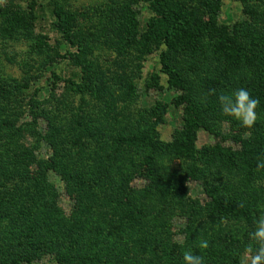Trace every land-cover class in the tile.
I'll return each mask as SVG.
<instances>
[{
	"label": "rangeland",
	"instance_id": "rangeland-1",
	"mask_svg": "<svg viewBox=\"0 0 264 264\" xmlns=\"http://www.w3.org/2000/svg\"><path fill=\"white\" fill-rule=\"evenodd\" d=\"M159 2L185 13L190 23L186 22L185 16L178 17L181 21L178 32L181 35L177 34V38H185L187 52L173 53L170 64L164 65L161 55L166 50L165 45L147 52L146 55L139 52L140 43L144 41L142 37L149 32L154 17L151 9L153 2L150 0H0V8L6 6V9H12L14 13L8 19L15 20L12 22L14 28L9 26L7 29L0 11V146L21 153L23 160L33 154L35 163L29 166L32 172L39 171V164L44 168L46 161L50 159L61 163L65 156L57 153L55 149L64 148L67 157H70L69 163L74 165L72 174L76 179L82 178L86 186L89 179L99 181V185L93 189H77L78 191H70L68 194L61 177L54 171H49V181L55 185L60 196L55 201L52 194H47L42 201L47 211L44 215L57 214L54 224H57L60 235L54 237L51 232L41 235L39 248L48 247L43 244L51 242L53 251L40 250V257L33 264H60L59 258L68 255L77 264H105L106 260L117 264L115 258L113 261L106 257L102 261L103 257H91L83 242L80 243V248L70 244L77 238L73 239L74 234L83 235L82 228L76 232L77 225L70 221V216L75 206L84 203L91 214L87 223H91L92 227L109 229L107 222L111 219L117 224L119 217H122V207L116 210L117 199L112 200L110 197L116 198L120 193L110 192L107 188L128 182L130 173L133 174L139 166L142 167L144 155L140 157L137 152L134 161H131L132 165L126 164L123 158L111 161L110 166H107L103 157L111 154L113 147L106 148L107 142L102 139V134L93 141L87 135L80 136L78 131L83 130L82 122L92 124L93 121L99 126L104 123L111 110L119 112L124 105H128L134 85L137 87L138 97L136 96V101L130 108L135 114L133 121L117 115L119 125L123 127L128 124L130 131H135L137 119H140L141 128L148 120H152L155 125L158 123L156 128L159 139L166 143L172 142L175 133L182 130L184 109L172 104L181 92L168 84L166 65L181 72L188 87L187 91L192 92L191 100L199 108L206 110L205 117L212 122L210 132L205 129L197 132L194 141L197 150L215 146L221 140L220 135L239 133L245 141L260 142L262 139L259 135L262 134L261 126L264 128V118H261L257 109L258 125L247 128L239 121L234 124L224 119L226 116L221 113L218 101L219 95H227L238 88H245L250 92L253 74L249 66L229 68V73L225 75V65L217 66L213 56L216 51L214 45L217 44L216 32L213 37L203 33L194 41L190 28L199 26L200 20H207L212 12L211 7H217L216 26L231 30L235 24L244 23L251 26L253 32L264 33V0ZM57 10L71 15L69 24L64 27L67 28V37L72 39V43L66 41L65 35L58 29V22H55L56 17L53 15ZM131 16L137 24L135 43L128 42L126 35H122ZM173 18L176 20L174 15ZM20 24H23L22 27ZM79 42L85 51L81 66L75 65L69 59L70 53H77V45L73 43ZM175 50H179L178 46ZM193 64L198 68L196 71L191 69V65L196 69ZM156 80L159 82L158 87L155 85ZM83 82L92 87L94 94H80L75 91V86ZM13 86L17 88L13 89ZM159 116L162 118L161 122ZM79 117H83V121H78ZM105 126H109L107 121ZM12 127L14 128L11 129ZM90 128L93 129V125ZM16 130L19 133H14ZM217 133L220 135L215 136ZM47 134L51 137L49 142L43 138ZM112 138L113 136L108 141L111 146ZM243 143L229 140L224 145L243 151ZM251 144L254 145V142ZM93 151L98 153L94 155ZM263 158L259 157L261 162H264ZM156 161L158 168L152 182L144 178L130 180L131 187L139 189L138 191L149 187L152 194L148 198L142 192L137 195L139 199L136 205L141 212L139 225L132 229L128 224L125 226L127 229L124 228L122 244L112 238L114 254L119 253L117 256L120 257L122 253L127 258L126 264H184L185 251L203 256L205 264H232L224 263L226 254L239 257L240 264H243L245 255L251 257L254 254L257 245L250 239L249 234L255 231V221L264 213V175L245 176L241 158L238 159V170H232L227 163H222L216 169L207 171L208 181L220 186L214 195L222 194L223 187H230L225 196L232 206L235 199L238 207L249 206L254 210L250 213L253 218L248 222L219 217L213 212L211 195L207 193L202 182L204 179L183 181L182 184L179 182L170 188L172 191L168 195H163V201L158 200L156 189L167 177H184L191 161L174 160V157L168 155L157 157ZM198 166L202 170L208 168V164L203 165L202 161ZM262 172L264 174V170ZM158 180L160 184L157 188L155 183ZM23 181L19 182L18 178L9 182L1 181V198L6 193V196H14L16 201H24ZM56 208L57 212L54 211ZM3 211L0 221L1 235L14 225L21 226V223H17L21 220L17 219L16 222L14 217L8 218L9 210ZM118 227L121 226L117 225ZM201 240L208 241L207 249L199 248ZM148 241L150 243L147 247L151 251L156 248L153 253H143V247L140 248V244L143 246ZM74 247L81 249L80 253ZM248 248L252 251L246 252ZM90 258H94L92 263Z\"/></svg>",
	"mask_w": 264,
	"mask_h": 264
},
{
	"label": "trees",
	"instance_id": "trees-1",
	"mask_svg": "<svg viewBox=\"0 0 264 264\" xmlns=\"http://www.w3.org/2000/svg\"><path fill=\"white\" fill-rule=\"evenodd\" d=\"M150 1L153 2L151 9L154 13V17L152 19V23L150 24L148 30L149 32H147V34L143 35L142 37V40L144 41L140 43L139 52L146 55L147 52L160 49L163 45H165L166 50L161 55L164 65L165 63L170 62V56L173 53L177 52L179 54L187 52V45H185L186 43L184 41L185 38H177V34L181 35V33L178 32V27L181 25V21L178 17L185 16V13L169 8L168 5L161 4L162 2H159V0ZM215 9H212L211 7L212 12H210L207 20H200V24H198L199 26H192L190 28V30L193 31V39L194 41L198 40L203 33L213 37V34L215 35L216 32L215 38L217 39V44L214 45L216 51L213 56L217 66L220 64L225 65L226 69L223 70L225 75L229 73V68L238 69V67L241 65L249 66L250 72L253 74L251 75L252 82L249 88L250 95L259 100L257 110L261 118H264V33L253 32L252 27L244 23L237 25L235 24L231 30L226 27L221 28L216 26ZM0 11L2 12L6 28L8 29L9 26L12 27V22L15 20L8 19L9 15L14 14L12 9H6L5 6V8H0ZM175 11L179 12L180 14L176 13ZM246 11L248 14H250L249 10ZM53 15L56 17L55 22H58V29L61 33H63V35H65V40L72 43V39L67 37L68 30L66 27H64L69 24L71 15H67L63 12V10H57L53 12ZM173 15L175 16L176 20H174ZM185 20L188 22V24H190L187 16H185ZM128 23L129 25L126 27V30L122 32V35H126L128 42L135 43V31L137 28L135 18L131 16ZM22 25L23 24H20V27H22ZM73 44L77 45V53H70L69 59L72 60L75 65L81 66V59L85 54L84 47L81 46L82 44L80 42ZM177 46L179 50H175L177 49ZM193 65L196 66V64ZM191 69L196 71L198 68L196 66L195 69L191 65ZM165 74L168 76V84L172 88H175L181 92L180 95L173 100L172 104L178 108L182 106L184 109L182 130L175 133L172 142L166 143L159 139V133L156 128L158 123L155 125L152 120H148V123L143 128H141L139 122L140 119L136 118L138 122L135 131H130L128 124L124 125L123 127L119 125L120 120L117 115H121L124 118L127 117L129 121H133L132 117L135 114L130 110V108L134 105L136 96L138 97L137 87L134 85L131 88L132 95L130 94L129 96L131 97L129 99L131 102L128 105H124L119 112H115V109L111 110L109 113H107L104 123L99 126L95 125L93 121L92 124H87L88 122L86 121L82 122V125H84L83 130H79L78 133L80 136L83 134L87 135L93 141L99 138L102 134V139H105L107 142L105 145L106 148L113 147L112 153L105 154L103 157V160H105L107 166H110L111 161L123 160V158L126 161V164L130 163V165H132L131 161H134L135 157L137 156V152L138 154L140 153V157L144 155L142 158V162H144L141 165L142 167L139 166L133 174L130 173V180L133 178H144L152 182L154 179L153 176L158 168L156 164L157 157L163 158L164 156L168 155L170 157H174V160L188 159L191 161V164L184 177L181 179L176 176H173V178L167 177V179L162 182V185L159 188V180L155 183L157 184L158 188L155 191L159 196L158 200L162 199L161 201H163V198H165L163 195H168L169 192L172 191L170 188L175 187L179 182L182 184L183 181H201L204 179L202 182L203 185L206 186L207 193L211 195L210 199L213 212H216L219 217L233 218L250 222L253 218V214L250 213L251 211L254 212V210L249 206L245 208L238 207L235 199L233 203L234 206H232L225 196L226 192L231 189L230 187H223L222 194L217 193L214 195V192L218 191L217 189L220 188V186H215L214 183L208 181L207 171L216 169L222 163H227L229 168L232 170H238V166L240 165V163H238V159L241 158L243 162L242 169L245 172V176L261 177L264 175L262 172L264 168L257 167V164L261 162L259 157H264L263 126L260 128L262 133L259 135V137L262 138L260 142H257L258 140H242L239 133L227 136L217 133L215 136L220 135L219 137L221 140L217 142L215 146L197 150L194 145L197 132L201 129H205L210 132V129L212 128L210 125L212 122H209V118L205 117L206 110L199 108L196 102L191 100L190 96L192 92L187 91L188 87L182 79L181 72L175 70L170 65H166ZM155 85L158 87V80L155 81ZM75 87V91L77 93L94 94L92 87L85 82ZM208 87L209 89L211 88V86ZM15 88L17 87L13 86V89ZM138 116L142 117L140 113H138ZM220 116L223 118L222 114ZM79 118L80 119L78 121H83V117ZM158 118L161 122L162 118L160 116ZM224 119H227L234 124L238 123L237 120L229 116H226ZM111 120L112 123H110ZM106 121L109 126H105ZM255 124L258 125L257 122ZM90 125H93L94 128L91 129ZM13 128L14 127L11 129ZM18 130L14 131V133H19V131L23 129H20L19 131ZM112 136L113 138L111 141V146L110 142L108 141ZM43 138L49 142L51 137L47 134ZM229 140L233 141L234 143L244 142L242 147L243 151L235 150L230 146H225L224 143ZM252 142H254V145L251 144ZM83 149L84 148L82 146L81 151H83ZM55 151L65 156L61 163H56L54 159H50L46 161V166L44 168H42L39 164V171L32 172L30 171L29 166L32 165L31 163H35V156H33V154L28 155L29 157H27L26 160H23L21 158V153L16 152V150H10V148L7 147L0 146V182L3 180L9 182L17 178L19 179V182L20 180L21 182L24 180V187H22V190H24L25 197L24 201H16L14 196H6V193L2 196V198L0 196V221L1 214L4 212L3 210H9V219L14 217L16 222L17 219L21 220L17 222L21 223V226L14 225L7 231V233H4L3 235L0 234V264H33V262H35L40 257V254L38 253L40 250L47 249L53 251V246L50 244L51 242L49 244L44 243L43 245L48 247L43 248H39L40 244H38L41 235H44L45 233L48 234L51 232L54 237L58 236L57 234H59V231L56 228L57 224H54L56 223L55 216L57 214L45 216L44 214H46L47 211L44 209L45 203L42 202L43 199H46L48 193L52 194V197L55 201L60 196L55 185L49 181L48 173L50 170L54 171L58 176L61 177L63 183L66 185L65 187L68 194H70V191H78L77 189H93L95 186L99 185V181L96 179H89V182L87 183L88 186L85 185V181L82 180V178L76 179L72 174L74 165L69 163L70 157H67L66 149L60 148L55 149ZM81 151H77V153L82 155L83 152ZM95 151H93L94 155L95 153H98ZM11 152L13 154L12 156ZM124 153L126 155H124ZM198 160L202 161L203 165H206V163L208 164L207 170H202L199 168L198 164L200 161ZM222 160H225L226 162H222ZM130 180L128 182L114 185L113 188H107V190L110 192L120 193V196H117L116 198L115 196H112L110 198L112 200L117 199L116 202L114 201L116 210L117 208L119 209L122 207V217L120 218L118 216L119 220L117 224L115 223L114 219H111L110 222H107V226H110L109 229L94 228L91 226V223H87L91 214L89 213L88 207L84 206V203L74 207V211L70 216V221L77 225V228H75L76 232H78L81 228L83 229V231H81L83 235L81 236L78 233L74 234L73 239L75 237L77 238L70 244L80 248V243L83 242L82 244L88 248L87 252L89 255L91 254V257L94 255L99 258L103 257L102 261L106 257H110L113 261V258H115L117 264H126L127 258H124L122 253L120 257L117 256L119 253L114 254L111 240L112 238L117 241L123 240L122 236L124 233V228H126L125 226L127 224V226L131 229L134 228L135 225H139L138 221L141 218V212L139 207L136 205L139 199L137 195L142 192L144 197L148 198L152 194V190L148 189L149 187L142 191H138L139 189L131 187ZM11 205L15 207H11ZM54 211L57 212L58 209L56 208ZM117 225L121 227L117 228ZM120 243L122 244L123 241ZM149 243V241L147 243L145 242L143 246L140 244V248L143 247V253H153L155 251L156 248L151 251V249L147 247L149 246L147 245ZM77 247L74 248L80 253L81 249ZM127 249L131 251L129 247ZM89 255L88 257H90ZM120 258H122V260H120ZM59 259L60 264H77V262H75L76 260L69 255ZM93 259L94 258H90L89 261L91 260L90 262L92 263ZM229 262L232 264L241 263L239 257L226 254L224 263ZM105 264H111V262L106 260Z\"/></svg>",
	"mask_w": 264,
	"mask_h": 264
},
{
	"label": "clouds",
	"instance_id": "clouds-1",
	"mask_svg": "<svg viewBox=\"0 0 264 264\" xmlns=\"http://www.w3.org/2000/svg\"><path fill=\"white\" fill-rule=\"evenodd\" d=\"M218 101L223 115L239 121L243 127L251 128L255 124L259 100L251 96L247 89L238 88L227 95L221 94L218 96ZM257 167L264 168V162H259ZM255 223V231L251 232L249 236L251 240L256 242L257 248L251 257L244 256L243 264H264V213L259 215ZM207 247L208 241L201 240L199 248L207 249ZM251 251V248L246 249V252ZM183 261L184 264H205L203 256L195 255L191 251L183 253Z\"/></svg>",
	"mask_w": 264,
	"mask_h": 264
}]
</instances>
